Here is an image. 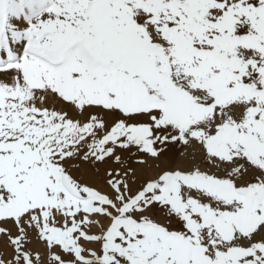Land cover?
<instances>
[{
  "label": "snow or ice",
  "instance_id": "obj_1",
  "mask_svg": "<svg viewBox=\"0 0 264 264\" xmlns=\"http://www.w3.org/2000/svg\"><path fill=\"white\" fill-rule=\"evenodd\" d=\"M0 264H264V0H0Z\"/></svg>",
  "mask_w": 264,
  "mask_h": 264
}]
</instances>
